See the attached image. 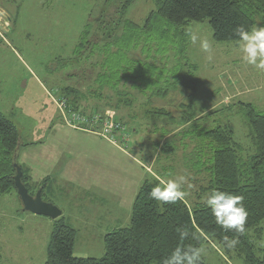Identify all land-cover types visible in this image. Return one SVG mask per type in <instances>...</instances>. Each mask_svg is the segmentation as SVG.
<instances>
[{"label": "rangeland", "instance_id": "obj_1", "mask_svg": "<svg viewBox=\"0 0 264 264\" xmlns=\"http://www.w3.org/2000/svg\"><path fill=\"white\" fill-rule=\"evenodd\" d=\"M121 1L0 0V113L18 129L22 145L19 161L31 170L34 184L53 176L46 183L43 199L62 211L63 218L76 230L74 256L78 258L105 255L104 237L130 225L136 196L150 176L166 180L187 177L183 187L188 193L185 199L191 204L205 182V172H195L198 162L193 159L200 149L201 126L230 125L247 156L254 151L247 122L237 112V104L251 103L264 111V70L244 61L239 43L215 42L207 22L187 27L199 37L195 44L190 39L187 57L197 68L195 77L202 81L193 107L195 119L203 118V122L182 126L180 120L186 112L183 105L189 104L191 92H182L181 87L168 91L164 98L145 97L131 83L119 85L118 90L108 86L100 89L97 78L102 67L91 64H100L102 57L76 64L73 54L89 21L111 13ZM155 10L156 0H134L126 19L142 25ZM259 26H264L262 14L256 16L253 28ZM205 38L212 45L211 53L200 48V39ZM129 56L136 59L141 55L132 51ZM167 57L168 67H174L175 54L171 52ZM70 73L77 76L68 81ZM69 84L87 94L83 108L111 110L121 118L127 126L128 143L118 136V145H113L101 136L73 130L55 118L56 90ZM118 91L128 94L131 106L106 108L108 98L113 103L119 100ZM94 93L102 97L92 96ZM160 110L172 118L154 114ZM50 115L53 123L46 127L44 118ZM43 128L41 138L34 142L35 130ZM192 129H197V136L189 134ZM168 147L173 149L168 151ZM58 153H70V157L60 160ZM61 167L63 172L56 176L54 172L61 171ZM82 194V199H75ZM262 228L264 232V223ZM52 231L53 220L25 212L16 193L0 198V264H45ZM262 235L260 240L251 235L259 257L264 248ZM203 247L206 251L202 257L208 264H244L236 254L225 255L216 244Z\"/></svg>", "mask_w": 264, "mask_h": 264}, {"label": "trees", "instance_id": "obj_2", "mask_svg": "<svg viewBox=\"0 0 264 264\" xmlns=\"http://www.w3.org/2000/svg\"><path fill=\"white\" fill-rule=\"evenodd\" d=\"M133 2L122 0L112 8L111 13H103L99 18L89 21L74 50L73 63L88 62L101 56L100 64H91L94 68L98 65L102 67L97 78L100 89L108 86L118 90L119 85L131 83L141 95L160 98L179 87L184 89L182 92L189 90V104L183 105L186 112L180 120L181 124L203 122V118L195 119L194 114L193 100L202 81L195 77L197 68L187 57L190 42L187 27L191 23L207 22L215 42L239 43L236 30L240 26L246 30L252 29L258 14H262L264 20V0H156V10L149 14L142 25L126 19ZM132 51H138L141 56L130 58ZM171 52L175 54L177 62L169 68L167 56ZM186 68L191 70L187 72ZM76 76L77 73H70L67 80H73ZM62 87L60 90L57 88L55 97L58 102L65 103L67 112L103 113L99 107L89 110L83 108L82 102L88 100L87 94L76 86L69 84ZM118 93L119 100L113 103L108 98L106 108L119 110L123 105L131 106L128 94ZM94 95L96 98L102 97L96 93ZM237 112L244 116L249 128L254 151L251 155H245L244 148L236 140L235 131L228 124L218 123L210 128L201 126L200 135L197 129L190 130L189 134L198 135L200 140V149L193 155V159L198 162V166L194 167L195 172H205V182L203 185L201 183L191 204L186 199L175 204H164L152 199V188L163 183L166 178L150 176L136 196L130 225L104 237L105 255L102 258L74 256L77 232L62 216L53 221L45 264H163L164 259L181 243L178 230L182 228L195 235V239L190 236L183 241L184 245L203 247L205 244H216L225 255L236 254L244 264H264V248L260 250L262 255L259 257L255 241V238L262 239L264 233V111L251 103L240 102ZM154 114L172 118L170 113L163 110ZM117 118L126 126L121 118ZM18 147L21 151L18 129L0 113V198L17 194L13 157ZM171 149L168 147L167 150ZM204 162L209 163L206 165ZM22 173L23 183L34 196L36 191L30 177L23 169ZM213 189L243 197V204L248 211L244 235L231 230L226 232L216 223L203 202ZM37 190H41L44 196L45 185ZM252 233L255 238L251 236ZM225 236H238L239 243L235 248L228 249L224 245ZM1 260L0 255V263ZM200 264L208 263L202 257Z\"/></svg>", "mask_w": 264, "mask_h": 264}, {"label": "clouds", "instance_id": "obj_3", "mask_svg": "<svg viewBox=\"0 0 264 264\" xmlns=\"http://www.w3.org/2000/svg\"><path fill=\"white\" fill-rule=\"evenodd\" d=\"M188 35L194 44L199 39L191 30H189ZM236 35L239 39L241 51L244 54V61L249 65L264 70V26L250 30L240 26L236 30ZM200 48L206 53H211L212 45L208 39H200ZM208 59H211V55L208 56ZM185 183H187V177L180 176L157 184L151 190V198L164 204L182 202L188 194L183 187ZM188 187H191V184H188ZM203 202L215 217L216 223L226 232L231 230L239 235L245 234L248 211L243 204L242 196L213 189L207 194ZM190 236L195 239V235L188 229L182 228L178 230V237L181 243L164 259L163 264H200L202 255L206 250L204 247L184 245L182 242ZM238 243V236L236 238L224 237V245L228 249L235 248Z\"/></svg>", "mask_w": 264, "mask_h": 264}, {"label": "built area", "instance_id": "obj_4", "mask_svg": "<svg viewBox=\"0 0 264 264\" xmlns=\"http://www.w3.org/2000/svg\"><path fill=\"white\" fill-rule=\"evenodd\" d=\"M63 115L65 124L74 129L99 135L114 145H118L117 137H121L123 143H128L127 128L123 125L111 110L103 113L88 114L83 112H67L64 102H57Z\"/></svg>", "mask_w": 264, "mask_h": 264}, {"label": "water", "instance_id": "obj_5", "mask_svg": "<svg viewBox=\"0 0 264 264\" xmlns=\"http://www.w3.org/2000/svg\"><path fill=\"white\" fill-rule=\"evenodd\" d=\"M2 30V27H0ZM20 155V147L16 149L13 157V168L15 169L14 182L17 189V195L23 205L25 212L32 213L37 216L49 218L53 221L62 217L63 213L55 205L50 202H46L43 199L42 192L39 190L34 196H32L22 181V169L18 163Z\"/></svg>", "mask_w": 264, "mask_h": 264}, {"label": "crops", "instance_id": "obj_6", "mask_svg": "<svg viewBox=\"0 0 264 264\" xmlns=\"http://www.w3.org/2000/svg\"><path fill=\"white\" fill-rule=\"evenodd\" d=\"M55 101V100H54ZM55 105H56V107H57V109H58V111H56L55 112V118L57 117L58 118V120L60 121V119H62V122L65 124V122H64V115H63V113H62V111H61V109H60V107H59V105H58V103H56V101H55ZM53 117L50 115V116H48L47 118H44V123H45V126L46 127H49L50 126V124L51 123H53ZM66 125V124H65ZM67 126V125H66ZM37 129H39L40 127H36ZM72 129V128H71ZM74 130V129H73ZM43 131H44V128L43 129H41V130H35V136H36V139L34 140V142H36V140L37 139H40L41 138V136H42V133H43ZM76 131H79V130H76ZM87 133V132H86ZM94 135H96V134H94ZM97 136H99V135H97ZM100 137V136H99ZM102 138V137H101ZM103 139H105V138H103ZM106 140V139H105ZM108 141V140H107ZM38 143L40 142V141H37ZM109 142V141H108ZM112 144V143H111ZM114 145V144H113ZM22 148V147H21ZM57 157H59V159L60 160H63V159H69V157H70V153H65V156L62 154V155H59V153H58V155H57ZM19 158H20V156H19ZM59 160V161H60ZM59 161L57 162V164L59 163ZM19 164H20V166L22 167V169L25 171V172H27V174H28V176L30 177V180H31V184L33 185V188H34V190L36 191L37 189H38V187H40L41 185H45V189L47 188V181L48 180H52V178H53V176H47L42 182H41V180L38 182V183H36V184H34L35 182L33 181V175L31 174V170L28 168V166H27V164L26 163H24V164H22V163H20V161H19ZM59 165H60V163H59ZM63 167H61V171H56V172H54V174L57 176V174L59 173V172H63V170H64V168L62 169ZM60 173V174H61ZM86 192H85V194H87V195H89V191H87V190H85ZM44 192H45V190H44ZM83 195L84 194H82V195H80L78 198H75V199H82V197H83ZM89 198H91V195H89L88 196ZM49 202V201H48ZM63 216V215H62ZM67 222V221H66ZM70 225V224H69ZM71 226V225H70ZM75 247V246H74ZM81 258V257H80Z\"/></svg>", "mask_w": 264, "mask_h": 264}]
</instances>
